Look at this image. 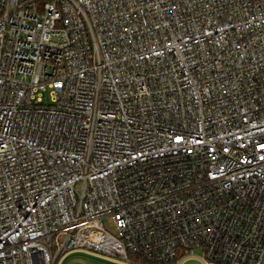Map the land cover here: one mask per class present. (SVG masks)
<instances>
[{
	"label": "built area",
	"instance_id": "1",
	"mask_svg": "<svg viewBox=\"0 0 264 264\" xmlns=\"http://www.w3.org/2000/svg\"><path fill=\"white\" fill-rule=\"evenodd\" d=\"M76 253L264 264V0H0V264Z\"/></svg>",
	"mask_w": 264,
	"mask_h": 264
},
{
	"label": "rangeland",
	"instance_id": "2",
	"mask_svg": "<svg viewBox=\"0 0 264 264\" xmlns=\"http://www.w3.org/2000/svg\"><path fill=\"white\" fill-rule=\"evenodd\" d=\"M105 228L112 234L118 236L119 232L115 227V223L112 218L104 219ZM202 250L196 249L194 254L200 255ZM197 261L193 260L189 264H196ZM62 264H119L107 259L99 258L93 255L85 254V253H76L67 257Z\"/></svg>",
	"mask_w": 264,
	"mask_h": 264
},
{
	"label": "trees",
	"instance_id": "3",
	"mask_svg": "<svg viewBox=\"0 0 264 264\" xmlns=\"http://www.w3.org/2000/svg\"><path fill=\"white\" fill-rule=\"evenodd\" d=\"M136 264H139V263H136Z\"/></svg>",
	"mask_w": 264,
	"mask_h": 264
}]
</instances>
